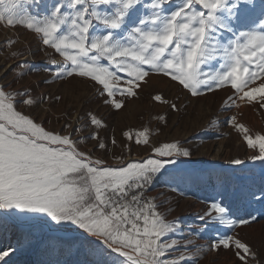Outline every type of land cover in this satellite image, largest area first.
<instances>
[{
  "label": "snow or ice",
  "instance_id": "snow-or-ice-1",
  "mask_svg": "<svg viewBox=\"0 0 264 264\" xmlns=\"http://www.w3.org/2000/svg\"><path fill=\"white\" fill-rule=\"evenodd\" d=\"M38 3L0 0V22L40 34V43L63 58L50 59L37 70L45 74V84L89 80L103 104L119 112L127 99L139 96L146 78L159 75L192 97L230 88L222 106L226 112L241 105L264 110V0H50L43 17L28 10ZM234 24L247 30L238 31ZM225 32L233 38L222 40ZM212 61L219 63L213 67ZM26 70L27 62L12 69L17 78ZM10 88L0 83V226L12 221L28 231L20 234L18 247L0 249V264H12L20 248L75 249L84 256L79 264H199L207 252L223 249L239 264H264V256L236 231L257 222L256 211L264 218V189L250 192L243 209L214 200L199 217L204 224L197 233L218 224L232 234L222 233L212 244L193 249L194 240L183 234L178 220L168 221L158 211L157 198L147 195L158 176L198 178L186 170L177 176V165L189 162L182 159L191 157L189 149L164 143L144 160L125 163L118 156L120 166H105L86 149L88 141L106 149L98 131L107 127L102 118L88 113V126L97 129L88 136H79L85 130L79 124L49 129L33 110L48 100L59 102L61 96H37L28 86ZM152 100L180 110L162 93ZM238 116L229 115L225 123L256 153L251 159L264 163V134L254 133ZM124 136L135 145L149 144L147 128ZM62 231L74 235H56Z\"/></svg>",
  "mask_w": 264,
  "mask_h": 264
},
{
  "label": "rangeland",
  "instance_id": "rangeland-1",
  "mask_svg": "<svg viewBox=\"0 0 264 264\" xmlns=\"http://www.w3.org/2000/svg\"><path fill=\"white\" fill-rule=\"evenodd\" d=\"M49 4L50 0H39L38 4L29 5L28 10L34 16L43 17L49 11ZM234 28L238 31L247 30L235 24ZM231 38V33H223L222 40ZM41 39L40 34L25 26H8L0 22V83L11 85L9 90L31 87L37 96H61L59 102L48 100L33 110L46 128L62 131L65 123L72 124L73 128L79 124L85 129L79 136H88L97 130L88 126V113L92 112L102 118L107 127L98 131L107 145L106 149H97L96 141H88L86 149L94 159H102L105 166H120L118 156H123L125 163L144 160L153 155L154 147L164 143L178 142L179 146L189 149L191 157L182 158L189 162L177 165L180 169L177 176L184 175L186 170L198 178L182 180L173 179L169 174L158 176L147 195L157 198L158 211L168 221L178 220L183 234L194 240L191 246L193 249L196 245L212 244L222 233L232 234L218 224L197 233V229L204 224L199 217L214 200L233 210L243 209L251 200L250 192L259 193L264 189V163L251 159L256 153L248 149L240 134L225 123L229 115L239 114L240 122L245 123L254 133L264 134V110L258 106L241 105L238 109L226 112L222 106L232 92L230 88L202 97H192L168 78L150 75V78H146L147 83L142 84L138 90L139 96L127 99L126 107L116 112L103 104V98L96 94V87L89 80L69 79L67 82L45 84V74L37 70L47 67L50 59L63 62V58L51 48L43 46ZM9 40L15 43L6 46ZM14 51L23 54L14 58L11 56ZM20 62H27V70L22 78H17L12 69ZM211 63L215 67L219 61ZM5 76L6 79L3 78ZM157 93L177 103L180 110L174 112L167 105L154 103L152 96ZM161 116L165 119H159ZM214 121L217 123L214 124ZM144 128L149 130L148 145H135L124 136L126 132L142 131ZM113 138L116 144H112ZM237 158L245 163L239 166L232 164L231 161ZM168 167L172 168L171 165ZM170 207L174 209L171 213L167 211ZM251 207L259 209L261 205L252 203ZM255 215L257 222L236 231L250 243L254 251L264 256V218H260L259 211ZM26 231V227L12 221L0 226V249L18 247L19 236ZM44 231L48 230L45 228ZM56 235L67 238L74 234L59 232ZM176 235L180 237L181 233ZM179 254L173 253L174 256ZM83 259L84 256L78 255L75 249L52 253L43 248H20L11 258L12 264H79ZM199 264H239V261L230 250L221 249L219 252H207Z\"/></svg>",
  "mask_w": 264,
  "mask_h": 264
},
{
  "label": "bare ground",
  "instance_id": "bare-ground-1",
  "mask_svg": "<svg viewBox=\"0 0 264 264\" xmlns=\"http://www.w3.org/2000/svg\"><path fill=\"white\" fill-rule=\"evenodd\" d=\"M63 232V231H62Z\"/></svg>",
  "mask_w": 264,
  "mask_h": 264
}]
</instances>
